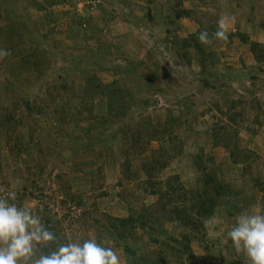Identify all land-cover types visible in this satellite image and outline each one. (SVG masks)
I'll use <instances>...</instances> for the list:
<instances>
[{
	"label": "rangeland",
	"instance_id": "rangeland-1",
	"mask_svg": "<svg viewBox=\"0 0 264 264\" xmlns=\"http://www.w3.org/2000/svg\"><path fill=\"white\" fill-rule=\"evenodd\" d=\"M180 1L0 0V48L11 52L0 60V197L31 209L59 242L94 238L122 264H132L126 247L168 264H249L226 234L241 212L264 214V63L239 38L264 45V0ZM221 18L228 40L203 45L214 53L203 69L181 39L200 29L198 21L217 26ZM112 82L131 95L123 118L97 138ZM89 128L90 144L78 147ZM164 128L160 141L145 138L141 155L128 152L137 133ZM154 150L167 166L147 177L142 165ZM205 171L234 193L212 217L196 228L179 220L178 211L195 215L189 193L157 206L151 186L166 188L178 175L187 191H201ZM142 210L148 226L125 239L92 225Z\"/></svg>",
	"mask_w": 264,
	"mask_h": 264
},
{
	"label": "trees",
	"instance_id": "trees-1",
	"mask_svg": "<svg viewBox=\"0 0 264 264\" xmlns=\"http://www.w3.org/2000/svg\"><path fill=\"white\" fill-rule=\"evenodd\" d=\"M184 0H181L180 2L183 3ZM196 1V0H195ZM201 21V20H200ZM200 21H198L200 23V29L198 31H196L195 33H189V35H187L186 37L182 38V47L184 49V53L186 52V50L188 48L194 47L195 51H197L198 55L200 56V63L199 65L204 69L206 67V58L207 57H211L213 58L214 53H205L203 51V45L199 42L198 40V35L201 31L203 30H207L209 32V34L211 35L212 33H214L217 29V27L215 25H212L210 22L206 21L205 19V24L203 25ZM243 34V33H242ZM247 35L243 34V35H239L240 41L242 44H248L250 47V52L254 58V60L257 63H264V45L257 43V42H248L247 40ZM192 42V43H191ZM33 56L35 53H32ZM189 57V56H188ZM25 63H31V62H25ZM188 63H190V60H188ZM204 72V71H203ZM217 80V79H216ZM218 81V80H217ZM95 82V81H94ZM204 84H207V81L204 80L203 81ZM110 85L113 87L116 86V82H112L110 83ZM109 86V85H108ZM102 86L98 83H96V85L94 86L93 90L96 89L97 94H101L100 90H101ZM107 89H105L103 91L102 94H106L109 89L108 87H106ZM111 94L108 95V107H107V113H108V118H103V120L101 121L98 130H96L95 132L97 133V135H95V137H100V135H103L105 133V129L108 128V124H110V126H112L113 124V119H120L123 118V116L125 115V109L128 106V102H125L126 100V95H131L130 90H128V88L123 87L122 89L120 88H113V90L110 91ZM27 108H29V105L26 106ZM229 120H233L232 117L229 118ZM62 121H64V119H62ZM114 125H116L114 123ZM221 126L217 128V130H221ZM225 129V127L223 128ZM95 130V129H94ZM170 131V128H164L161 131L154 130V131H148L146 132L144 135H142L141 133H137L134 137V139L130 142V146L128 148V152H134L136 154H140L144 151H146V148L148 146V141L149 140H153L155 139V141H160L164 135ZM93 129L89 128L88 130H85L86 135L88 134V138H85V141L82 142L78 147H86L88 144H90V138L92 137V133H93ZM214 132V143L218 144L220 143L219 141V137H217V133L216 131ZM225 132V131H224ZM89 134H91L89 136ZM168 137H170V135H167ZM128 138V137H126ZM145 138H148V141H145ZM173 140V138H172ZM163 141V140H162ZM223 145L225 147H227L224 143ZM182 146H180L178 148V151L181 152ZM231 150V151H230ZM229 150V154L232 157L233 162H237L238 157V148H234V149H230ZM242 151H240L241 153ZM243 153V152H242ZM245 153V152H244ZM74 154H78L77 152H74ZM242 156V155H241ZM167 162L168 161H164L163 156L162 155H158V150H154L153 151V156L152 159L149 162H145L142 165V170L145 172V174H147V177H152V172H154V170H157V168H160V170H163L166 168L167 166ZM202 163H204V161H202V158L200 160V162L198 163L199 166L202 165ZM128 168L125 172L126 176H132L134 174H129L128 173ZM219 175H215L212 173H208L207 171H205L204 175H203V181L202 182V188L201 191H199V189H194V190H190L187 191L184 187V185H182V183L180 182L179 176H174L171 177L170 180H168L167 182V187L163 188V187H152V191L151 194L155 195L157 197L156 199V203L158 207H161L160 209H164L165 206H167L169 203L174 202L177 199H184L187 200V195L188 193L191 196V210L192 212L195 213V215H191L188 214L187 212L184 211H178V215H179V220L181 222L186 223V225H191L192 228H196L197 225L200 223L201 219H209L210 217L213 216L215 208L218 206V204L221 203V201L223 199H225L226 197L234 194L231 192V189L228 188V186L226 184L223 183V181H221L219 178ZM256 183L258 185L262 184L259 181L256 180ZM257 185V186H258ZM263 186V184H262ZM260 190L263 191V187H260ZM209 191H211L212 193L209 194ZM65 203V202H64ZM177 209V208H176ZM145 210H142L141 212H133L130 215H128L127 217H113L110 215H103L104 216V220L107 223L104 222H100L98 221V219H96L95 221H92V225L94 227L98 226L97 228H101V232L100 235L102 236V234H109V235H116L118 238L120 239H125L126 236L128 235H132V233H135V231L137 230V228H141L142 230H145V228L148 226V221H149V217L146 215V213L144 212ZM83 225H84V221H83ZM90 225V226H92ZM87 226V225H86ZM56 236L58 235V233H55ZM173 240V239H172ZM163 246L170 248L171 250H175V247L170 246L169 244L166 243H161ZM183 247L186 249V251L183 250V252H188L190 253V248H189V243L186 240L185 244H182ZM49 248H44L43 251L47 252L49 251ZM135 248H130V247H126L125 249V253H127L129 255V257H131L132 259V264H168L167 260L164 257L158 258V259H153L151 257L148 256H143V255H138L135 251ZM179 252V251H177ZM160 255H163L162 252H160Z\"/></svg>",
	"mask_w": 264,
	"mask_h": 264
},
{
	"label": "clouds",
	"instance_id": "clouds-1",
	"mask_svg": "<svg viewBox=\"0 0 264 264\" xmlns=\"http://www.w3.org/2000/svg\"><path fill=\"white\" fill-rule=\"evenodd\" d=\"M228 31L227 20L221 18L214 33L210 35L205 29L198 40L204 46H211L214 41L227 42ZM10 55V50L0 48V60ZM205 226L215 235L213 220L206 221ZM226 238L238 254L247 257L249 264H264V214L241 212ZM44 248L50 250L45 252ZM0 264H122V261L113 247L94 238L59 242L31 209L0 197Z\"/></svg>",
	"mask_w": 264,
	"mask_h": 264
},
{
	"label": "crops",
	"instance_id": "crops-1",
	"mask_svg": "<svg viewBox=\"0 0 264 264\" xmlns=\"http://www.w3.org/2000/svg\"><path fill=\"white\" fill-rule=\"evenodd\" d=\"M215 26H216V24H215ZM229 26V25H228ZM217 27V26H216ZM232 28V27H231ZM217 30V29H216Z\"/></svg>",
	"mask_w": 264,
	"mask_h": 264
}]
</instances>
